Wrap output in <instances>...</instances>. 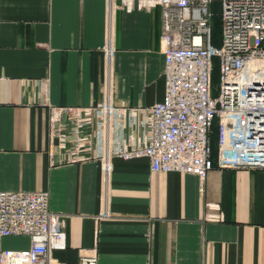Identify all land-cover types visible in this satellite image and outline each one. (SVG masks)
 <instances>
[{"label": "crops", "instance_id": "obj_1", "mask_svg": "<svg viewBox=\"0 0 264 264\" xmlns=\"http://www.w3.org/2000/svg\"><path fill=\"white\" fill-rule=\"evenodd\" d=\"M161 12L108 0H1L0 192H46L62 215L67 247L53 264H264V170L224 169L217 152L204 182L154 172L147 158L94 159L100 120L82 129L90 145L72 154L51 127L61 108L109 99L120 109L101 139L142 138L141 123L165 95ZM70 134V117L57 123ZM89 160H84L85 157ZM28 237L3 239L5 249Z\"/></svg>", "mask_w": 264, "mask_h": 264}, {"label": "built area", "instance_id": "obj_2", "mask_svg": "<svg viewBox=\"0 0 264 264\" xmlns=\"http://www.w3.org/2000/svg\"><path fill=\"white\" fill-rule=\"evenodd\" d=\"M215 1L108 0L129 12L160 9L164 99L143 119L139 142L128 144L117 138L110 150L102 143V128L121 112L109 99L93 106L57 109L50 122L60 132L61 145L72 141V154L82 152L90 145L82 129L97 118L94 159L105 177L114 157L147 158L154 172L192 174L204 182L214 166L210 134L217 118L219 166L264 170V0H218L219 45L212 42L211 5ZM215 58L220 72L217 95L212 88ZM63 115L70 117L69 135L57 124ZM48 201L46 192H0V264H53L52 251L66 249L62 215L52 212ZM18 236L28 237L29 247L3 248V239ZM97 260L93 251L80 264H98Z\"/></svg>", "mask_w": 264, "mask_h": 264}, {"label": "rangeland", "instance_id": "obj_3", "mask_svg": "<svg viewBox=\"0 0 264 264\" xmlns=\"http://www.w3.org/2000/svg\"><path fill=\"white\" fill-rule=\"evenodd\" d=\"M213 14L215 15L213 23H214V39H221V20H220V14H221V3L220 1H215L214 5L212 7ZM215 45V44H214ZM215 71L213 75L212 80V88L214 95L218 94V89L220 85V72H219V63L218 59L215 58L214 63Z\"/></svg>", "mask_w": 264, "mask_h": 264}, {"label": "trees", "instance_id": "obj_4", "mask_svg": "<svg viewBox=\"0 0 264 264\" xmlns=\"http://www.w3.org/2000/svg\"><path fill=\"white\" fill-rule=\"evenodd\" d=\"M214 3L211 5V10L213 7ZM213 12V11H212ZM215 15L213 14V18H212V42L215 45H219L220 41L219 39H214V20ZM215 63V59L213 60ZM214 71H215V67L213 68V72H212V80H213V75H214ZM218 119L215 118L212 124V130H211V134H210V143H211V147H212V155H214L217 152V138H218Z\"/></svg>", "mask_w": 264, "mask_h": 264}]
</instances>
